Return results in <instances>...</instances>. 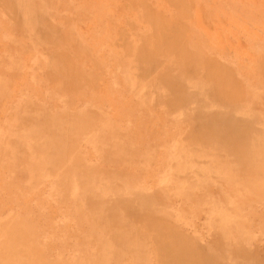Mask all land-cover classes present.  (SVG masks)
<instances>
[{
  "label": "rangeland",
  "instance_id": "rangeland-1",
  "mask_svg": "<svg viewBox=\"0 0 264 264\" xmlns=\"http://www.w3.org/2000/svg\"><path fill=\"white\" fill-rule=\"evenodd\" d=\"M0 264H264V0H0Z\"/></svg>",
  "mask_w": 264,
  "mask_h": 264
}]
</instances>
